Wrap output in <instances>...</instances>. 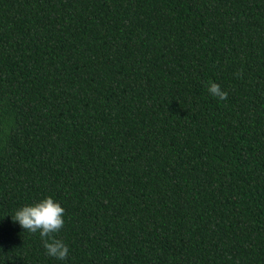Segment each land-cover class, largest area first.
I'll use <instances>...</instances> for the list:
<instances>
[{"label": "trees", "instance_id": "obj_1", "mask_svg": "<svg viewBox=\"0 0 264 264\" xmlns=\"http://www.w3.org/2000/svg\"><path fill=\"white\" fill-rule=\"evenodd\" d=\"M45 196L64 261L9 217ZM0 251L264 264V0H0Z\"/></svg>", "mask_w": 264, "mask_h": 264}, {"label": "clouds", "instance_id": "obj_2", "mask_svg": "<svg viewBox=\"0 0 264 264\" xmlns=\"http://www.w3.org/2000/svg\"><path fill=\"white\" fill-rule=\"evenodd\" d=\"M207 91L219 100H224L227 97V92L222 90L216 82H210ZM64 211L58 200L52 196H45L34 203L20 206L9 217L23 231L39 234L47 256L57 261H64L68 256L69 247L63 240L54 235L64 225ZM4 253L0 251V255ZM6 260L12 264L13 258L5 257V259L0 260V264H5Z\"/></svg>", "mask_w": 264, "mask_h": 264}]
</instances>
